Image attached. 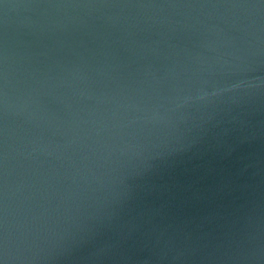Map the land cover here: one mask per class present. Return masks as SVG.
<instances>
[{"label":"water","instance_id":"95a60500","mask_svg":"<svg viewBox=\"0 0 264 264\" xmlns=\"http://www.w3.org/2000/svg\"><path fill=\"white\" fill-rule=\"evenodd\" d=\"M0 264H264V0H0Z\"/></svg>","mask_w":264,"mask_h":264}]
</instances>
